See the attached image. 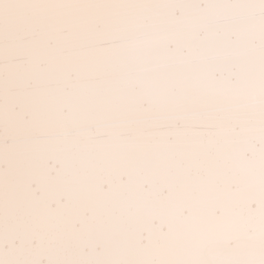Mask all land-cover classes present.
<instances>
[{"label": "snow or ice", "instance_id": "1", "mask_svg": "<svg viewBox=\"0 0 264 264\" xmlns=\"http://www.w3.org/2000/svg\"><path fill=\"white\" fill-rule=\"evenodd\" d=\"M0 264H264V0H0Z\"/></svg>", "mask_w": 264, "mask_h": 264}]
</instances>
